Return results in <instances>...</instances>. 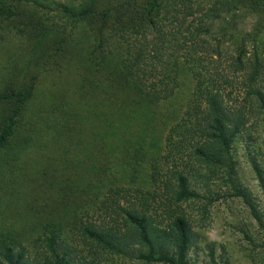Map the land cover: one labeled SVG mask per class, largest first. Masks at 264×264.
<instances>
[{
	"label": "trees",
	"instance_id": "obj_1",
	"mask_svg": "<svg viewBox=\"0 0 264 264\" xmlns=\"http://www.w3.org/2000/svg\"><path fill=\"white\" fill-rule=\"evenodd\" d=\"M31 3L46 8L40 0H0V23L25 35L42 72L72 67L77 83L78 107L47 132L62 139L53 156L62 167L43 184L46 218L34 225L44 263H86L77 250L84 243L93 255L188 264L193 233L181 205L198 197L189 186L194 172L168 160L184 151L198 166L222 169L246 197L231 149L237 138L249 146L264 131V0H51L62 20L49 24ZM242 10L256 17L245 33L237 26ZM226 37L236 40L234 50L223 45ZM182 74L193 82L185 110L164 136L156 134L155 106L174 95ZM31 85L0 93V150L19 132ZM22 135V145L33 138ZM248 155L264 193V168ZM140 162L145 176L126 186L123 172ZM89 209L95 216L82 217ZM23 238L0 231V264H27Z\"/></svg>",
	"mask_w": 264,
	"mask_h": 264
},
{
	"label": "rangeland",
	"instance_id": "obj_2",
	"mask_svg": "<svg viewBox=\"0 0 264 264\" xmlns=\"http://www.w3.org/2000/svg\"><path fill=\"white\" fill-rule=\"evenodd\" d=\"M40 1L46 3V8L31 3L34 16L38 17L43 12L46 24L51 21L60 23L62 19L56 3H51V0ZM255 22L254 14L244 10L239 12L237 26L241 32H249ZM75 31L82 36L80 49L84 59L87 52L86 44L83 43L85 30L79 26ZM214 36H217L216 32ZM227 37L222 43L232 51L236 40ZM79 63L81 60H77L75 65ZM46 68L47 72H42L36 66L33 49L25 35L16 32L11 25L6 27L0 23V93L28 88L32 83V95L23 110L19 132L0 150V231L24 235L21 250L27 264H45L40 255L43 250L41 238L34 225L46 218L45 214H41L47 200V189L43 184L58 177L62 167L60 160L55 161L53 157L61 153L58 147L62 139L53 142L47 132L64 124L78 107L77 96L73 91L77 83L71 73L74 69L52 65ZM179 80L174 95L155 106L156 134L164 136L185 110L193 82L188 74H182ZM78 102H84V98ZM22 133L33 134L32 140L22 145ZM65 142L69 144V140ZM249 149L264 168V131L249 146L241 137L232 145L235 178L246 197L236 194L222 169L212 165L198 166L184 151L175 158H169L168 166L183 168L186 164L193 170L194 176L189 180V186L198 194V197L181 205L190 219L193 233L187 254L188 264H264V193L249 160ZM146 165L144 162L132 163L130 169L126 168L123 173L128 175L122 177L124 184L135 188L138 177L145 176ZM117 171L121 172V167ZM133 173L136 175L134 181L130 178ZM93 211H84L82 217L95 216L97 212ZM77 250L87 259L86 263L82 261L79 264H89L94 256L96 261L91 264H147L107 252L93 255L84 243Z\"/></svg>",
	"mask_w": 264,
	"mask_h": 264
}]
</instances>
